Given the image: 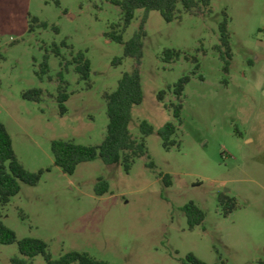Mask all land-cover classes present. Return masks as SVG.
<instances>
[{"label": "rangeland", "instance_id": "1", "mask_svg": "<svg viewBox=\"0 0 264 264\" xmlns=\"http://www.w3.org/2000/svg\"><path fill=\"white\" fill-rule=\"evenodd\" d=\"M114 1L0 0V123L22 166L44 171L37 185L20 184L0 207V221L17 240L45 242L53 260L79 252L109 264H184L192 254L207 264H264V0H209V13H181L171 23L149 11L139 67L143 100L129 124L134 138L141 121L153 127L147 155L135 159L128 174L100 159L78 165L71 176L54 165V140L102 143L103 93L132 70L134 60L107 34L114 28L129 41L144 11L121 30ZM225 17L232 54L227 72L218 49ZM168 49L179 58L165 61ZM79 52L90 61L87 82L67 64ZM183 77L189 82L178 101L173 88ZM61 82L68 95L64 115L57 103ZM32 89L42 91L41 102L22 98ZM179 102L175 120L169 106ZM168 122L176 125L177 145L166 151L157 132ZM159 175H169L171 185ZM100 178L109 192L97 197ZM221 194L236 201L227 216ZM190 202L204 213L193 230L183 211ZM14 257H20L15 244L0 245V264ZM31 263L46 264L41 256Z\"/></svg>", "mask_w": 264, "mask_h": 264}, {"label": "trees", "instance_id": "2", "mask_svg": "<svg viewBox=\"0 0 264 264\" xmlns=\"http://www.w3.org/2000/svg\"><path fill=\"white\" fill-rule=\"evenodd\" d=\"M114 3L120 9L121 30L126 29L134 18L137 10H143L144 16L138 31L127 42L123 41L121 31L112 28L107 34V38L117 44L123 45V56L134 60L132 70L123 73L117 82L114 90L103 93V99L106 103V117L108 120L106 133L102 143L98 146H82L74 144L71 141L54 140L51 142V153L54 159V165L65 175H73L77 166L83 163L91 162L96 159L106 166L121 165L128 174L134 164L135 159L147 155L146 139L153 135V127L146 121L138 124L139 136L134 138L129 131L132 111L134 107L139 106L143 100V92L140 77V64L143 55V41L146 37L144 24L149 11L158 12L164 22L171 23L179 18L181 13L191 16H197L207 10L210 12L209 0H115ZM37 22V20H33ZM44 26V25H42ZM219 46L223 50L224 71L227 72L232 58L230 49V36L227 28L226 17L218 27ZM54 54L60 57L58 48L54 49ZM165 61L171 62L179 58L180 52L175 50H165L163 52ZM74 66V72L81 81H89L90 61L86 56L79 52L72 56L70 63ZM66 64V65H67ZM121 59L114 60V65H120ZM43 71L46 65L43 64ZM189 78H181L173 88V94L179 101ZM90 86V85H89ZM22 98L31 102H41L42 91L37 89L28 90L22 93ZM165 92L158 94V101L164 99ZM68 100L66 87L63 82L58 88L57 103L60 115L66 113L65 103ZM175 120H179L182 104L170 105ZM176 125L168 122L161 130L157 132L162 141V146L166 151L177 145L173 139L176 134ZM153 169V163L148 164ZM44 171L31 173L27 171L17 159L12 148L11 138L6 128L0 123V207L6 206L10 199L20 192V184L35 186L39 183ZM165 187L171 185L169 175H159ZM109 192V184L106 180L98 179L94 194L97 197L103 196ZM218 204L224 216L229 215L236 209V201L225 194L218 197ZM183 211L187 219L189 230L200 226L204 220V213L192 202L188 203ZM18 248L20 257H14L10 264H32L31 261L37 257H43L46 264H109L104 261L96 260L87 253L69 252L57 260H53L47 251L45 242L39 239L25 238L17 240L13 231L7 228L0 221V245H13ZM184 264H207L189 254L186 256Z\"/></svg>", "mask_w": 264, "mask_h": 264}, {"label": "crops", "instance_id": "3", "mask_svg": "<svg viewBox=\"0 0 264 264\" xmlns=\"http://www.w3.org/2000/svg\"><path fill=\"white\" fill-rule=\"evenodd\" d=\"M248 142H250V141H248ZM262 245H264V244H262ZM262 245H261V249L263 250V253H264V246H262ZM260 262H261V260H260ZM262 263H264V262H262Z\"/></svg>", "mask_w": 264, "mask_h": 264}]
</instances>
